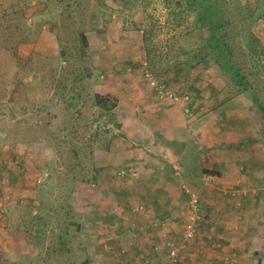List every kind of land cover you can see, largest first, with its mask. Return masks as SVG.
Masks as SVG:
<instances>
[{"label": "rangeland", "instance_id": "374dc122", "mask_svg": "<svg viewBox=\"0 0 264 264\" xmlns=\"http://www.w3.org/2000/svg\"><path fill=\"white\" fill-rule=\"evenodd\" d=\"M218 1L234 58L264 106V0ZM194 15L186 0H0V264H85L84 250L90 255L98 235L92 215L117 188L106 189L108 179L131 196L150 192L149 172L127 155L143 149V131L157 136L159 125L132 124L131 106L138 122L149 113L143 98L156 111L175 104L158 97L164 93L146 73L182 102L190 124L197 119L187 130L208 128L221 157L231 127L238 151L251 152L235 154L251 169L239 173L254 183L261 164L264 186V120L212 58L186 52L201 40ZM131 34L141 44L131 45ZM116 70L121 89L114 94L106 87L116 86ZM104 94L117 100L110 111L96 98ZM191 144L180 176L197 185L190 165L197 163L192 150L201 149ZM259 206L264 211V198Z\"/></svg>", "mask_w": 264, "mask_h": 264}, {"label": "crops", "instance_id": "0c3cea01", "mask_svg": "<svg viewBox=\"0 0 264 264\" xmlns=\"http://www.w3.org/2000/svg\"><path fill=\"white\" fill-rule=\"evenodd\" d=\"M130 37L135 39L131 45L136 46L139 37L135 34ZM132 56L135 60L136 56ZM113 58L121 60L116 53ZM112 74L115 76L113 80L116 86H101L113 89L115 94L121 89V84L117 70ZM129 89L132 93L135 91L134 87L127 88ZM108 91L109 89L106 92ZM133 95L132 100L135 101L132 102L135 103L138 97ZM142 101V110L146 109L149 113L143 114L142 119L137 122L140 117L134 115L136 107L133 104V113H130L132 124L141 122L159 125L156 127L158 134L152 136L143 131V149L131 151L127 157L143 165L141 171L149 172L147 179L151 184L147 181L146 185L150 192L131 196L129 187H126L123 190L126 196H117L119 188L122 190L124 186L108 179L104 187L111 190L112 187L117 188L114 194L104 195L98 201L100 209L97 207L96 210L100 212L92 215L99 227L96 230L97 241L90 248V255L86 256L87 249L84 250V263L168 264L167 242H170L178 251L179 264H264V211L259 206L264 198V186L262 178H259L262 176V165L259 164L257 169L253 167L259 174L254 173L252 181L255 182L249 183V177L239 172L244 169L246 173L251 170L250 166L247 162L236 163L238 158L235 154L242 153L243 157L251 152L247 151L244 155L243 151H238L242 149V145L236 144L239 138H235L231 127L223 139V147L227 150L223 155L225 159H222L223 156L217 154L212 147L213 135L208 128L198 127L193 132L189 128L187 130L190 123L181 113L184 108L182 102H175L173 107L168 103L165 108L163 106L156 111L153 107L157 103L151 101L150 97L143 98ZM232 114L228 113L226 121H232ZM192 119L194 122L191 124H195L197 119L193 117L189 121ZM188 143H192L191 149L196 144L194 151L201 149L195 152L192 150L197 163H194L195 167L190 165V171L200 180V186L190 184L185 181V176H180L185 171L180 165L187 157ZM253 154L256 157L260 153L253 149ZM182 186H187L189 192H183ZM155 187L161 189L157 194L153 192ZM228 191L230 195L234 192L233 197ZM19 192L21 194L22 191ZM15 193L18 194L17 191ZM193 196L197 198L201 221L194 234L187 238L183 229L186 212L193 207ZM0 205L2 207V196Z\"/></svg>", "mask_w": 264, "mask_h": 264}, {"label": "trees", "instance_id": "16d2710c", "mask_svg": "<svg viewBox=\"0 0 264 264\" xmlns=\"http://www.w3.org/2000/svg\"><path fill=\"white\" fill-rule=\"evenodd\" d=\"M187 8L193 12L195 27L201 37V40L198 42V45L195 49H189L186 52L190 53V56L197 57L199 61H204L206 57L212 58V60L218 65L220 70L227 76L229 83L235 85L238 91L244 92L249 96L251 102L258 107L260 115L264 120V106L259 100V96H256V90L252 89L246 80L245 75L241 72V69L234 58L231 45L228 43L229 27L226 28L224 25V20L221 15V11L218 9L217 5L218 0H186ZM216 3V4H215ZM180 4V2L178 3ZM227 25V24H226ZM226 28V29H225ZM205 31V33L203 32ZM187 32V31H186ZM193 33V32H188ZM147 39V38H146ZM78 40L81 45H87V38L81 32ZM177 43V42H175ZM198 48V49H197ZM197 49V51H196ZM61 54L64 55L65 52L61 51ZM156 91V90H155ZM168 91V90H167ZM158 97L162 100L165 99L169 102L175 103L173 97L167 95H160L156 91ZM110 94V93H109ZM96 98L102 99V103H106L104 106L108 111L116 104V98L104 94L102 96L96 95ZM174 96V95H173ZM101 102V101H100ZM106 169V167H105ZM119 190H121L119 188ZM181 190L185 192L184 188L181 187ZM119 192V191H118ZM123 192V189L121 190ZM85 262V261H84Z\"/></svg>", "mask_w": 264, "mask_h": 264}, {"label": "built area", "instance_id": "2783aa9c", "mask_svg": "<svg viewBox=\"0 0 264 264\" xmlns=\"http://www.w3.org/2000/svg\"><path fill=\"white\" fill-rule=\"evenodd\" d=\"M146 76L150 79V84L153 88L162 90L165 95L169 97H173V100H177V98L173 96V94H171L170 91L168 92L163 85L159 84L158 81L151 79L149 73H146ZM207 178L211 179V177H208V176ZM182 187L184 188L185 192L187 193L189 192V189L187 186H182ZM191 200L193 203V207H192V210L190 209L191 214L189 218H187L186 223L184 225V229H183V234L187 238L191 237L194 234L197 225L201 221V214L197 209L196 196H193ZM167 246H168V253H167L168 264H179V255H178L177 249L173 246V243H170V242H167Z\"/></svg>", "mask_w": 264, "mask_h": 264}]
</instances>
